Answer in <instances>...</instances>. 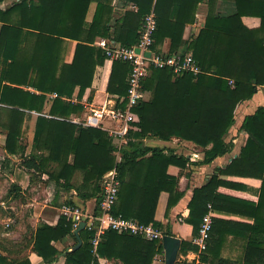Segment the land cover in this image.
<instances>
[{"label":"trees","instance_id":"16d2710c","mask_svg":"<svg viewBox=\"0 0 264 264\" xmlns=\"http://www.w3.org/2000/svg\"><path fill=\"white\" fill-rule=\"evenodd\" d=\"M5 1L0 0V127L5 130L6 150L21 154L30 170L47 173L57 186L76 190L84 200L97 198L99 202L101 178L108 170L117 168L120 189L112 212L153 223L163 235H172L170 223L158 217V208L162 193H167L162 217L169 218L171 209L183 197L178 176L169 173L168 168L171 164L186 167L189 157L171 148L150 145L146 139L180 137L193 141L203 146L205 162L231 149V143L224 137L235 121L238 103L252 98L258 85H264V0H234L232 12L214 15L222 22L219 31L211 27L213 22L207 21L206 27L190 43L188 52L200 66V73L185 72L177 76L170 67L151 69L144 80L151 97L134 107L139 120L133 123L136 129L130 130L126 145L118 148L121 160L105 129L68 119L85 109L83 101L93 98L96 68L107 58L94 41L97 35L109 34L111 0H98L94 19L88 26L86 15L91 0H15L3 5ZM132 1L138 10L128 12L119 22L115 40L125 46L136 44L144 16L153 9L157 27L152 48L159 50L169 36L172 40L169 53H175L181 46L185 25L194 20L195 4L199 0ZM172 4L179 6L175 16L171 12ZM244 15L259 16L260 27H247L242 21ZM68 39L77 40L71 62L64 59ZM130 71L129 61L114 59L107 92L126 95ZM48 93H54L55 97L48 111L50 115H44ZM33 110L40 114L33 151L25 156L26 144L20 138L25 119ZM242 128L249 133L247 142L220 172L262 179L257 226L264 229V106L247 115ZM78 171L82 179L76 184L73 178ZM224 184L237 186L214 174L194 189L185 219L193 226L194 234L209 204L215 208H231L216 204L222 198L231 205L246 203L244 199L221 193L219 188ZM218 223L221 222L214 218L208 248L202 258L207 259L205 254L210 253L217 257V264H232L229 258H218L220 255L215 253L217 243L213 235ZM74 226L73 217L65 214L55 225L39 224L34 233V249L46 263L57 259L55 241L72 235L78 242ZM95 233V229L88 227L80 231L82 243L68 250L65 264H99L97 254L119 256L124 264H152L155 252H164L162 239L148 240L109 228L94 245ZM189 249H198V246L182 240L181 250ZM0 264L32 263L28 257L9 260L0 252ZM242 264H264V249L244 253Z\"/></svg>","mask_w":264,"mask_h":264},{"label":"crops","instance_id":"0c3cea01","mask_svg":"<svg viewBox=\"0 0 264 264\" xmlns=\"http://www.w3.org/2000/svg\"><path fill=\"white\" fill-rule=\"evenodd\" d=\"M13 1L15 0H6L3 5H8ZM97 6L98 0H91L86 15V21L88 23L86 26H88L93 21ZM110 6H112V14L111 20L108 22L110 27L109 34L107 36L97 35L94 41V44L97 46L98 41L101 38L108 39L112 44H121V42L115 40L114 38L117 26L128 12H136L138 10V6L132 0H111ZM178 7L179 6L177 4L171 5V12H174L173 16H175V11L178 10ZM233 9L234 0H199L197 4H195L194 20L185 25L181 46L175 52L181 54L190 52V43L195 38H197L201 30L206 27L208 20L211 23L213 22L211 27L215 28V31H219L220 27L222 26V22L219 20V18H215L214 15L228 14L232 12ZM242 21L249 28H258L261 25V18L256 15H244L242 17ZM76 44L77 40H67V47L64 54V59L66 62L72 61ZM171 44V37H166L159 46V51L169 53L171 51ZM112 63V59L106 58L105 63L96 68L93 80V98L89 101H83L85 109L79 114H71L70 117H85L89 114L92 107H102L109 101L115 100L117 94L107 92V85L111 74ZM54 97V93L47 94L43 112L44 115H50L48 114V111L51 107ZM150 97L151 91L146 90L145 99H150ZM74 100L76 101V99ZM259 106H264V85H258L257 91L252 98L238 103L235 109V121L224 137L225 141L231 143V149L210 162L204 161L205 150L203 146L193 141L180 137H173L170 140H161L157 138L146 139V143L150 145H160L166 148H171L177 153L189 157V162L186 167L182 168L180 166L171 164L168 168L169 173L178 176L180 189L184 191L183 197L171 209L169 218L162 217V213H164V209L168 201L167 193H162L161 202L158 208V217L162 218L164 223H170L172 235L179 237L181 242L184 239L192 242V237L195 233L193 226L185 220L189 215V202L193 197L194 189L209 181L214 174H218L219 178L226 183H235L237 185L232 186L231 184H224L220 186L219 190L225 196H233L244 199L246 201L245 204L231 205L225 200H222V198L216 201V204L219 206H231V208L213 207V219H218L219 222H221L217 224V229L213 235V239L215 240V243H217V248L215 249L216 251H213L220 255L218 258H229L232 261V264H242L243 254L248 251L258 252L264 249V229H260L259 226H257L259 218L257 207L262 190V179L254 176H240L234 172H220L222 168H226L227 165L240 154L242 147L245 146L249 137V133L242 128L243 121L247 115L253 114ZM39 114L40 112L34 110L30 111L25 119L24 126L27 125V123L30 124V136L28 137L30 142L26 144L25 156L30 155V153L33 151L34 134L37 117ZM20 139H22V137ZM2 154H4L6 157H10V154L6 151ZM120 155H118V157ZM22 162L24 165L23 167L26 169L23 157ZM28 170L31 173L30 179L29 173L26 172L25 176L27 180L23 179L18 181V184L21 187L15 186L18 189L22 188L20 191L23 194H25V190H28L30 187L36 188V186H34L35 184H33L31 181L34 179V176L33 178L31 176L32 174L35 175V173L40 176L46 186L56 185V182H54L55 180L52 181L47 173H39L38 171L34 169L30 170L29 168ZM58 198V203H54V200ZM53 199L54 200L52 201L46 200L45 202H32L33 207L31 215L29 216L30 234L28 237L30 240L24 239L26 234L24 235V231L22 229L20 230L21 225H19V230L16 231L12 230L13 227H10L11 230H8L7 233L11 232V234L8 238L4 237V233L0 235V252L7 256L9 260L28 257L32 264H48L34 249V233L39 224L41 222H46L50 225L57 224L60 216L65 214L64 206L71 205L69 202H72L73 205L90 215L96 214L98 208L97 198L84 200L77 195L76 190H69L62 186H57ZM262 215L264 216V203ZM87 220L90 221V219ZM93 222L95 226H98V222L96 220H93ZM88 224L89 223H87L86 226ZM76 228L74 229L76 230ZM77 243L72 235H68L61 240L55 241L54 245L58 249V254L57 259L51 264H65L68 250L75 248ZM261 243L262 246L260 247L259 244ZM151 254L152 250L150 252V255ZM202 255H204L203 252H199L198 249L182 251L180 247L178 257L174 264H217L216 256L208 253L205 254L207 259H204L202 258ZM97 257L99 264H124L122 258L119 256L107 257L97 254ZM152 264H165V251L155 252L152 258Z\"/></svg>","mask_w":264,"mask_h":264},{"label":"built area","instance_id":"2783aa9c","mask_svg":"<svg viewBox=\"0 0 264 264\" xmlns=\"http://www.w3.org/2000/svg\"><path fill=\"white\" fill-rule=\"evenodd\" d=\"M156 27V13L152 9L144 16L139 30V41L136 44L132 46L112 44L105 38H101L98 41V46L104 50L107 58L126 60L131 63L127 94L117 95L115 100L109 101L102 107H92L89 114L85 117L72 116L68 118L82 125L105 129L119 149L127 143L133 123L139 120L134 107L146 98L144 80L150 75L153 67H170L177 76L185 72H192L195 75L201 72V68L196 63L192 53H164L153 49ZM138 48L140 51H137ZM148 51H150V55L147 54ZM230 83L233 84L234 81L230 79ZM117 153L120 155V151ZM121 158L122 156L120 155L118 160H121ZM100 186L98 214L90 215L75 205L64 206L65 215H69L75 220V228L78 227L84 216L90 219V221H86V224L89 223L86 227L96 230L93 238L94 245H97L101 234L109 228L118 232L140 235L148 240L163 238L162 230L153 225V223H143L136 218L117 216L112 212L120 189V178L117 168L114 167L103 175ZM208 207L209 210L203 216L197 233L192 237V242L198 246L199 252H204L208 248V241L213 228V207L211 204ZM93 220L98 222V226L94 225Z\"/></svg>","mask_w":264,"mask_h":264},{"label":"rangeland","instance_id":"374dc122","mask_svg":"<svg viewBox=\"0 0 264 264\" xmlns=\"http://www.w3.org/2000/svg\"><path fill=\"white\" fill-rule=\"evenodd\" d=\"M29 122V121H28ZM133 129H136L133 125ZM30 136V124L23 126V133L21 141L24 144H28ZM5 130L0 127V235L5 234L4 237L8 238L10 233H7L8 230H19V225H21L20 230L24 231V235L26 234V238L24 239L30 240L28 235L30 234V219L32 211V202L41 201L45 202L46 200L52 201L53 197L56 193V185H47L42 181L40 176L35 173L32 174V183L35 184L36 188H29L25 190V194H23L18 188L15 186H20L18 181L27 180L26 172H30L28 168L23 167L21 154H12L9 153L5 148ZM146 139V138H145ZM128 142V141H127ZM113 145L116 147L115 152L117 153L118 146L115 144V141L112 139ZM124 144L123 146H125ZM122 146V147H123ZM5 149V150H4ZM10 154V157L4 156V152ZM118 154V153H117ZM82 174L78 171L73 181L78 184L81 182ZM54 181V180H52ZM101 181V180H100ZM55 182V181H54ZM21 187V186H20ZM59 198L54 200V203H58ZM11 217V219H10Z\"/></svg>","mask_w":264,"mask_h":264},{"label":"water","instance_id":"95a60500","mask_svg":"<svg viewBox=\"0 0 264 264\" xmlns=\"http://www.w3.org/2000/svg\"><path fill=\"white\" fill-rule=\"evenodd\" d=\"M137 51H140V49L138 48ZM147 54L150 55V51H148ZM86 221L87 217L84 216L75 230V233L78 236V243L76 244L75 248L80 246L82 243V239L79 235V232L85 228ZM162 243L165 251V264H174L178 257V253L181 247V239L174 235L166 234L163 235Z\"/></svg>","mask_w":264,"mask_h":264}]
</instances>
